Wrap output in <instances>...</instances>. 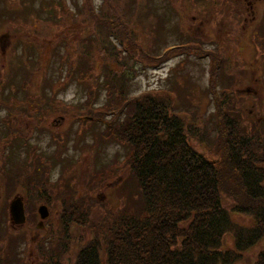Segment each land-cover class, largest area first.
<instances>
[{
    "label": "trees",
    "instance_id": "trees-1",
    "mask_svg": "<svg viewBox=\"0 0 264 264\" xmlns=\"http://www.w3.org/2000/svg\"><path fill=\"white\" fill-rule=\"evenodd\" d=\"M85 1L97 23L119 33L122 15H98L92 0ZM214 1L217 5L226 2ZM116 2L122 4L123 0H102L101 6L105 10L107 6L113 9ZM190 3L195 6L197 1L190 0ZM60 5L68 13V7ZM238 15L242 16L237 13L231 15L237 23L240 21ZM125 27L119 33L125 43L123 47L111 46L115 48L114 53L104 48L100 51L105 59L113 58L114 66L120 69L121 66L129 68V59H133L134 63L138 58L159 63L175 53L203 55L200 47L188 45L183 48H165L159 56H154L136 42L137 37ZM71 28L67 26L60 39L66 55L71 50L74 52V47L68 44L70 39L73 41L75 38ZM69 33L73 34L71 38ZM39 44L43 47L39 54H43L35 59L34 63H37L32 73L43 75L45 81L37 83L26 75L19 85L21 97H18L17 92L9 91L0 100V103L7 101L0 104L6 111L3 120L7 128L11 132L21 130L17 137L22 140L24 130V143L27 144L25 125L40 126L41 121L51 113H60L73 117L81 124H89L90 128L99 121L104 125V137L121 142L132 148V151H129L119 167L108 165L101 167L104 169L99 173L92 172L97 175L107 171L110 175L108 178L119 171L126 173L115 188L117 203L111 206L102 203V207L99 204L102 211L98 214L101 215L95 217V210L99 206L96 207L98 203L88 196L93 185L87 188L85 194L79 195L80 189L86 185L76 177L61 175L57 181L49 184L59 157L56 156L54 160L50 151L29 146L27 150L31 155V163L26 166V173L31 171L24 175L22 169L21 186L25 191L34 189L38 192L40 197L36 203L47 204L56 217L49 215L50 218L44 222V228L38 230L40 234L34 241L29 231L24 232L27 246L20 258L15 257V244L11 245L6 240L18 236V233L11 232L0 240V264H235L257 246L263 249L251 258L250 264H264V120L260 118L253 121L249 125L251 135H248L246 123L252 119L244 123L245 113L234 103L239 101L236 98L240 95L229 96L230 91L226 88L215 91L214 76L220 62L211 64L210 69L209 89L214 95L218 124L213 145L219 147L213 150L215 157L209 158L191 146L189 136L184 131L193 133L196 130L186 126L190 121L184 122L187 119L185 112L174 113V99L165 103L164 100L156 99L159 94L146 92L139 96L128 95L124 87L117 89L113 85V77L119 71L112 66L106 65L102 76L91 83L87 82L88 99L84 100L83 108L74 110L73 106L57 96L55 89L58 87V91L61 90L68 81L70 84L74 80L78 82L82 74L76 75L68 67L59 79L58 86L47 81L42 57L52 59V54L49 56L46 52H50L49 48L54 43L42 38ZM116 48L119 51H115ZM139 50L142 54L139 53L136 59L134 54ZM1 80L2 77L0 91L7 84L4 78ZM93 86L101 90L105 88V95L110 102L97 103V91H94ZM177 97L178 104H184L181 90L177 91ZM130 103L134 107L133 113L127 111ZM226 110L234 115L223 114ZM237 116L243 119H237ZM254 116L260 117L257 114ZM54 135L56 140L63 139V134ZM7 137L0 138L1 145L11 142V138ZM20 139L13 141L11 149H15ZM91 153L95 155V149ZM24 167V163H20L19 168ZM84 178L88 181L85 174ZM43 184L50 191L45 190ZM52 203L58 206L57 212H54ZM33 204L28 210L31 213L29 224L34 226L37 214ZM232 215H244L250 219V224L240 227L233 222ZM73 227L81 229L76 236L71 232ZM228 233H232L233 247L226 246Z\"/></svg>",
    "mask_w": 264,
    "mask_h": 264
},
{
    "label": "rangeland",
    "instance_id": "rangeland-1",
    "mask_svg": "<svg viewBox=\"0 0 264 264\" xmlns=\"http://www.w3.org/2000/svg\"><path fill=\"white\" fill-rule=\"evenodd\" d=\"M195 1L197 4L194 6L190 0H123L121 6L111 9L110 14L122 15L123 23L122 28H118L121 29L119 33L127 26L137 37L136 42L145 50L151 51L154 56L161 54L162 47L178 43L196 45L204 55L200 52L189 56L175 53L159 63H152L138 58L139 53L142 54L139 50L134 54L136 59L138 58L137 61L134 63L133 59H129V68L121 66L120 69L114 66L113 58L105 59V55L100 54V51L104 48L114 53L113 45L123 47L125 43L121 40V34L97 23L85 0H0V69L2 80L4 78L7 82L3 90L1 88L0 100L4 99L9 91L17 92L18 97H21L19 85L26 75L37 83L45 81L43 75L33 74L32 69L37 63H34L35 59L43 54H39L43 50L39 38H46L54 43L49 48L50 52H46L49 56L52 54V59L42 57L46 80L57 85L68 67L76 75L82 74L78 82L74 80L70 84L68 81L61 90L58 91V87L55 89L57 96L73 106L74 110L83 108L84 100L88 99L87 82L91 83L98 76H102L106 65L112 66L119 71L118 75L113 77V85L117 89L124 87L128 95L139 96L146 92L159 94L156 99L164 100L165 103L174 99V113L185 112L187 119L183 118L184 122L190 121L186 126L196 130L193 133L184 131L185 135L189 136L191 146L209 158H214L213 150L219 145H213L218 124L215 116L216 104L213 103L214 95L209 89L211 64L217 65V62H220L217 65L218 72L214 76L215 91L226 88L225 90L230 91L229 96L240 95L236 99L243 102L234 103L244 111V123L252 119L246 123L248 135H251L249 125H252L253 121L260 118L264 120V0H224L226 2L219 5L214 0ZM60 3L68 7V13L62 10ZM92 3L94 11L100 15L102 0H92ZM235 13L242 14L238 15V23L231 16ZM67 26L72 27L75 38L68 42L74 47V52L71 50L66 55V49L60 39L63 38L62 32ZM72 35L69 33L70 38ZM123 38L129 40L128 37ZM119 48L115 51H119ZM93 89L97 91V103L110 102L105 95V88L101 90L93 86ZM178 90L182 92L184 104L177 102ZM127 111L134 112L133 104L130 103ZM227 113L234 115L227 110L223 111V114ZM4 114L6 112L0 107V117ZM254 114L260 117H255ZM237 119L243 117L237 116ZM81 123L73 117L51 113L41 121L40 126H24L27 144L24 143V130L22 140L17 137L21 130L11 132L9 127L0 123V134L11 138L9 144H0V240L11 232L18 233L14 243L16 258H20L21 250L27 246L24 232L29 231L33 241L37 239L31 229L23 227L11 230L8 226L11 222L8 214L9 202L14 200L15 196L22 197L25 210L31 208L32 202L35 209L41 204L36 203L40 197L38 192L34 189L25 191L21 186L22 169L24 175L31 171L26 173V166L31 163V155L27 150L29 146L50 151L54 160L56 156L59 157L49 184L57 181L61 175H70L86 185L80 189L79 195L85 194L87 188L93 185V190L88 191V196H92L95 203H98L96 207L99 204L102 207V203H109L110 206L117 203L115 188L125 177V171H119L110 178L107 171L97 175L92 172L99 173L104 169L101 167L108 165L119 167L132 148L104 137V125L99 121L92 128L89 124ZM54 134H63V139L56 140ZM16 139L20 140L17 141L15 149H11ZM5 147L8 148L5 150ZM94 149L95 155L91 153ZM20 163H24L25 167L19 168ZM84 174L88 181H85ZM43 188L50 191L44 184ZM45 205L51 214L50 217H56V213L52 214V209ZM52 206L54 212H57L58 206L54 203ZM101 211L99 206L95 210L96 214L93 212L94 216L99 217L101 214L98 213ZM28 218L30 219V216ZM232 219L240 227L250 224V219L244 215H232ZM32 229L35 231V227ZM38 230L35 232L40 234ZM71 232L76 236L81 229L73 227ZM231 236L232 233L226 235V246L233 247ZM262 249V246L255 247L242 261L235 264H250L251 258Z\"/></svg>",
    "mask_w": 264,
    "mask_h": 264
},
{
    "label": "water",
    "instance_id": "water-1",
    "mask_svg": "<svg viewBox=\"0 0 264 264\" xmlns=\"http://www.w3.org/2000/svg\"><path fill=\"white\" fill-rule=\"evenodd\" d=\"M9 211H10L11 219L16 225H21L24 223V212H23L22 201L20 198H16L11 202ZM38 214L41 220L47 217L48 212L44 205L39 207ZM37 227H42V223L39 222Z\"/></svg>",
    "mask_w": 264,
    "mask_h": 264
},
{
    "label": "flooded vegetation",
    "instance_id": "flooded-vegetation-1",
    "mask_svg": "<svg viewBox=\"0 0 264 264\" xmlns=\"http://www.w3.org/2000/svg\"><path fill=\"white\" fill-rule=\"evenodd\" d=\"M1 54V53H0ZM1 66V65H0ZM0 71H2V69H0Z\"/></svg>",
    "mask_w": 264,
    "mask_h": 264
}]
</instances>
